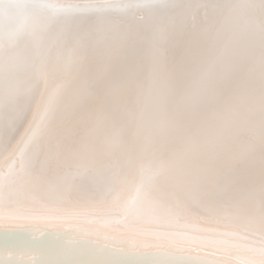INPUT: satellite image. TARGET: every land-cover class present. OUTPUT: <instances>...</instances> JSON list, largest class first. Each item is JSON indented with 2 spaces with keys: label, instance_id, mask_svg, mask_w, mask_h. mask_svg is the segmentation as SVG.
<instances>
[{
  "label": "snow or ice",
  "instance_id": "6c2138e0",
  "mask_svg": "<svg viewBox=\"0 0 264 264\" xmlns=\"http://www.w3.org/2000/svg\"><path fill=\"white\" fill-rule=\"evenodd\" d=\"M0 233V264H264V0H0Z\"/></svg>",
  "mask_w": 264,
  "mask_h": 264
},
{
  "label": "bare ground",
  "instance_id": "6f19581e",
  "mask_svg": "<svg viewBox=\"0 0 264 264\" xmlns=\"http://www.w3.org/2000/svg\"><path fill=\"white\" fill-rule=\"evenodd\" d=\"M3 237H4V235L2 234V233H0ZM16 244H19V245H16V247H17V251L18 250H20V251H18V253H21V252H23L26 248H28L30 245H29V243H28V240H20L19 241V239H18V241H16ZM0 250H2L1 248H0ZM22 257L18 254L17 255V259L18 260H20ZM27 257H23V259H26Z\"/></svg>",
  "mask_w": 264,
  "mask_h": 264
},
{
  "label": "water",
  "instance_id": "95a60500",
  "mask_svg": "<svg viewBox=\"0 0 264 264\" xmlns=\"http://www.w3.org/2000/svg\"><path fill=\"white\" fill-rule=\"evenodd\" d=\"M4 240H5V237H3L1 234H0V248L1 249H3V244H4ZM20 240H27L26 238H19V241ZM18 241V240H17ZM16 245H19V244H16ZM0 251H2V250H0ZM18 251H20V250H18Z\"/></svg>",
  "mask_w": 264,
  "mask_h": 264
}]
</instances>
